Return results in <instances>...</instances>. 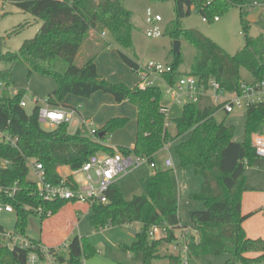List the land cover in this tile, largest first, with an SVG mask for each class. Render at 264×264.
I'll use <instances>...</instances> for the list:
<instances>
[{
  "label": "trees",
  "instance_id": "1",
  "mask_svg": "<svg viewBox=\"0 0 264 264\" xmlns=\"http://www.w3.org/2000/svg\"><path fill=\"white\" fill-rule=\"evenodd\" d=\"M13 3L20 10L42 20L35 35L23 42L16 53L0 52V61L13 64L21 60L28 66V75L39 72L51 76L56 87L47 95L50 105H62L66 95L90 97L97 91L111 94L115 101H128L137 109L136 134L132 152L154 160L155 154L184 134L187 138L172 147L181 167L191 166L203 178L201 190L191 194L204 208L189 212L191 234L188 244V261L204 255L228 256L223 264H254L264 262V239L246 235L243 222L253 212L241 211L245 185V172L257 155L251 141L253 133L264 126V104L246 108L244 137L233 139L235 127L214 117L217 107L207 100L186 103L179 117L169 119L159 111L162 91L157 86L144 89L128 87L122 82H110L101 76L93 56L77 65L74 59L90 29L97 24L105 28L112 39L125 48L132 47L131 12L120 0H1ZM167 1V0H156ZM175 19L164 29L172 40H185L194 46L197 55L189 74L199 78L214 77L228 90H239L241 69L246 68L256 80L264 79V40L249 34L248 12L264 0H172ZM239 7L245 45L235 54L227 53L208 36L195 29H185L180 20L195 8L202 17L212 21L232 7ZM19 28L15 29L16 32ZM12 33V32H11ZM0 37V45H1ZM252 47V49H250ZM170 62L172 72L166 76L173 82L180 74L181 52L173 51ZM124 63L134 71L139 62L120 52ZM57 58L67 62L64 71L54 68ZM8 70H0V78ZM10 84L4 81L0 95V130L17 137L16 145L0 141V187L17 189L11 196L2 193L4 202L16 212L15 231L26 235V227L33 208L51 209L52 215L70 203L66 200L43 201L36 193L35 182L28 180L29 162H39L45 179L56 182L61 178L59 167H80L94 153L114 154L113 147L105 144L106 136L126 125V117H112L100 128L96 137L70 132L66 124L44 129L38 122V106L31 113L20 105L25 90L9 93ZM68 107L66 105H62ZM172 126V127H171ZM172 128V130H171ZM102 133V136L100 134ZM124 153L128 152L123 148ZM171 169L156 170L143 180L144 193L125 199L117 182L108 190L109 202L91 206L90 220L95 230L114 225L139 223L134 241L120 245L130 253L126 264H152L156 258H168L172 264H181L177 254L159 252L162 243L176 240L175 228H181L177 213L178 201L173 194ZM28 206L29 209H26ZM41 219H45L42 217ZM152 226L160 227L163 234L149 238ZM96 252L83 236L74 235L67 246V257L59 254L66 264H84V258ZM248 254H254L249 256ZM25 249L0 246V264H27Z\"/></svg>",
  "mask_w": 264,
  "mask_h": 264
},
{
  "label": "rangeland",
  "instance_id": "2",
  "mask_svg": "<svg viewBox=\"0 0 264 264\" xmlns=\"http://www.w3.org/2000/svg\"><path fill=\"white\" fill-rule=\"evenodd\" d=\"M120 1L131 12L130 21L133 25L131 32L132 47H122L112 39L105 28L100 24H97L95 27V35L103 46L97 48V50H94V48L91 49L86 46V39H84L74 62L77 65H82L91 55L95 58V63H97L99 67L104 66L105 70H125L124 76L132 77V79L135 80L137 74H134V77L130 73L127 68L128 65H126L121 58L120 52L127 54L141 64H145L149 61L162 63L172 62L174 40L164 34V29L175 19L174 3L172 0ZM147 10H150L152 14H159L161 20L155 24L146 21ZM251 10L252 8L250 11ZM202 18V15L193 8L189 15L180 20V24L185 29H195L200 31L231 55L244 47L245 36L240 21L239 7H232L226 12L220 14L218 21H203ZM41 24L42 20L39 18L20 10L13 3L0 0V37L2 38L0 52H18L23 42L32 38ZM154 25H157L162 33L158 36H148L146 34L147 30L152 29ZM259 26V23L251 26L249 31L251 37L259 34ZM17 28H19V30L13 32ZM102 31H104L105 35L99 37V34ZM105 42H108L109 44L107 45ZM180 52L182 62L178 67V71L180 73H188L198 52L192 44L185 40L180 41ZM101 55L109 57V59L107 60L106 58L105 61L101 58ZM66 66L67 62L64 59L57 58L54 68L57 71H64ZM0 70H8L7 77L0 78L1 82H9L10 88L13 90H25L24 99L26 100L25 109L27 113H31L35 106V103L32 101V96L38 98L39 104H42V102L46 100L48 93L56 87L55 80L49 75L39 72L28 75V66L21 60H17L13 64L0 61ZM99 70H101V68ZM241 78L244 81H251L253 76L246 68H242ZM157 84L162 89V98L169 101V98L165 96L163 92L164 86L162 83L158 81ZM175 106L177 109L173 115L180 116L182 114L183 106L179 104H176ZM168 113L171 112L169 111ZM245 115L246 109L243 108L234 110L228 114L220 111L215 113L214 117L219 121L223 120L227 125H233L235 127L233 139L240 141L244 137ZM95 122L96 124L98 123L97 120H95ZM93 124L95 125L94 122ZM134 128V123L127 121L126 125L117 129L112 135H107L105 142L108 139L110 141L112 138V140L115 141L114 144L118 143L121 147L123 145L129 147L130 141L128 140V137L132 136ZM73 129L74 127L71 126V130ZM187 136L188 134L186 133L170 142L168 148H162L156 154L155 158L156 162L159 164V168H162L161 158L164 155H169L172 160L173 164L169 168L172 171L171 178L173 194L178 201L177 213L182 225L189 228V226H191L189 212L196 209H203L204 206L201 201L191 198V194L198 193L201 190L203 182L202 176L196 174L191 166L181 167L177 156L172 150L175 143L187 138ZM31 164L32 161L29 162L30 170L28 180L36 181L37 178ZM250 167L251 174L246 177L245 181V185L248 188L247 191L253 189L264 192V159L259 156ZM59 170L62 174H67L69 172L68 166H62ZM152 170L153 169L144 164L135 170L122 175L119 178L117 185L123 197L125 199H131L134 195L143 194V180L151 174ZM0 203H3L1 197ZM67 206L68 207L64 208L57 215L54 214L45 219H41L36 214H31L26 227L27 237L40 241L43 244H46L47 242L50 244L53 243V246L59 247L66 252V244L74 235H79L86 238L96 250L94 254L84 258V264H112L114 260L123 261L127 256V252L123 251L120 245H129L134 241V236L129 231L131 227L124 224L107 226L95 230L90 220L91 211L89 208L87 209L84 208V206H80L79 204L74 205L72 203ZM15 223V211L9 213L5 211L0 212V225L2 227L8 230H14ZM66 225L72 227L69 232L64 229ZM136 228L137 231L140 229L139 223L136 225ZM259 228L264 233V222L261 223L260 221ZM159 251L162 252V255L164 253H170L169 247L166 243L160 245ZM227 258L228 256L225 255H204L188 264H223ZM168 262V258H156L152 261V264H169ZM237 264L241 263L238 262ZM254 264H264V262Z\"/></svg>",
  "mask_w": 264,
  "mask_h": 264
},
{
  "label": "built area",
  "instance_id": "3",
  "mask_svg": "<svg viewBox=\"0 0 264 264\" xmlns=\"http://www.w3.org/2000/svg\"><path fill=\"white\" fill-rule=\"evenodd\" d=\"M203 21H208L206 17ZM218 16H214L212 21H217ZM161 20L159 14H152L147 10L146 21L153 24ZM162 32L157 25L152 29H148V36H158ZM105 33L102 32V35ZM172 72L170 63H162L149 61L145 64L139 63L138 67L133 71L137 74L139 88L144 89L148 86H158L157 82H161L164 86L163 92L169 98V101H161L159 111L165 116L168 115L170 104H179L184 106L186 103H197L207 100L209 103L217 107V112L226 114L237 109L248 108L253 104H264V79L244 81L242 80L239 90L228 91L224 89L220 83L214 78L208 79L199 78L189 73L180 74L173 82H169L166 78ZM4 83L0 81V95ZM161 89V88H160ZM162 90V89H161ZM16 89L9 88L10 94H15ZM32 101L35 106H38V122L47 130L56 128L61 124H66L68 130L71 126L74 127V132L80 131L82 128L87 129V135L95 138L98 129L92 121L85 119L79 115L76 107H65L62 105H50L47 100L39 104L38 98L32 96ZM22 107L26 106V100L23 98L20 101ZM34 106V107H35ZM214 113V115H215ZM165 125L169 126V119L166 117ZM0 141L9 143L12 146L16 145L17 137L6 134L0 130ZM252 145L258 156L264 159V126L259 133L251 135ZM168 144L164 148H168ZM128 152L115 151L114 154L94 153L76 168H69L67 174H60L61 178L56 182H51L45 179V171L41 163L32 162L31 166L36 175V193L46 202H56L66 200L70 203H77L91 208L94 204H106L109 202L108 190L114 183L118 182L122 175H125L132 170H135L141 165H148L150 168H156V162L144 155H137L132 152V148H127ZM166 166H171V159L165 160ZM17 187H0V197L3 200L2 193L11 196L16 191ZM29 209L28 206H25ZM13 212L11 204L4 202L0 203V212ZM34 214L40 218L49 217L52 215L51 209H44L42 206L33 208ZM180 234L171 244L173 250L180 257L181 264H188V244L191 234L189 228L181 226ZM163 233L160 227L152 226L149 230V238L154 239ZM0 246L9 249H25L27 251V264H66L65 261L59 259V254L63 253L67 257V249L64 252L56 246H47L40 241L34 240L14 230L5 229L0 225ZM68 243L66 244V248Z\"/></svg>",
  "mask_w": 264,
  "mask_h": 264
},
{
  "label": "crops",
  "instance_id": "4",
  "mask_svg": "<svg viewBox=\"0 0 264 264\" xmlns=\"http://www.w3.org/2000/svg\"><path fill=\"white\" fill-rule=\"evenodd\" d=\"M191 9H193V7H191ZM247 18L250 22V28L253 24H256V23L260 24L259 34H257L253 38L260 37L264 40V3L257 4L254 7H252V10L248 12ZM250 28H249V31H250ZM95 32H96L95 28L89 30L88 36L86 38V46L91 48V49L94 48V50L95 49L97 50V48L103 46V44H101V42L98 41V38L96 37ZM102 32H104V31H102ZM102 32L99 34V37L103 36ZM105 44L108 45L109 43L105 42ZM101 58H103L105 61H106V58H107V60L109 59V57H105L102 55H101ZM96 67H97L98 73L101 76L105 77L110 82H114V83L115 82H122L130 88H133V87L137 86V84H138V77L135 78V80H133L132 77L124 76L125 70H120V69L119 70H105L104 66L99 67L97 65V63H96ZM100 68H101V70H99ZM127 68L129 69L130 73L135 77V75H134L133 71L130 69V67L127 66ZM252 80H254V77ZM163 100L165 101V98L164 99L162 98V101ZM62 103H63L62 105H66V106H70V107H76L78 112H79V115L85 119H88V120L94 122L95 127L97 129L102 127L107 122V120H109L112 117H116V116L126 117L128 119V121L130 123H134V126H135L133 133H132V136L128 137V140L130 141L129 147H125L124 145L121 147V145L118 143L114 144L115 141H113L112 138L110 141H109V139L106 140L105 144L113 147L115 151H118V150L122 151L123 148H133L134 141H135V134H136L137 109H136L135 105H133L132 103H130L128 101H122V102L118 103L115 101L114 97L111 94L104 93L102 91H97V92L93 93L90 97H78V96H75L72 94H68L65 96ZM175 105H176L175 103L170 104L169 111L171 113H168V115L166 116L168 119H173V118L179 117L177 115H173V113L177 109V107ZM95 120H97V122H98L97 124H96ZM69 131L73 133L74 129L73 130L70 129ZM80 131L82 132L83 135H87V129L86 128H82ZM110 135H112V133ZM100 154H105V153H100ZM156 154L153 158L155 162H156V158H155ZM168 158L170 159L169 155H164L161 158L162 168H159L158 167L159 164L156 162V168L155 169L156 170L169 169L170 166H166V164H165V160ZM60 168L61 167H59L57 169V171L59 172V174H62L59 170ZM248 170H249V174H251V167ZM153 171H154V169L152 170V172ZM69 204H71V203H68L64 207H62L56 213V215L58 213H60L64 208L68 207L67 205H69ZM72 204L76 205L77 203H72ZM80 206H83V205H80ZM84 208L88 209L89 207L84 206ZM241 211L244 214L253 212V214L250 215L247 219H245L243 224H242L243 228L246 232V235L248 237H251V238H257V237H261V238L263 237L264 238V233L259 228L260 221H261V223L264 222V192H261L259 190H253V189L249 190V191L246 190L242 195ZM136 225H138V223H133V224L128 225L129 227H131L129 231L131 234H133L134 239H135V234L133 233V230L137 232ZM179 225L183 226L181 222ZM185 227H187V226H185ZM190 227L191 226H189V231H190V233H193V231ZM64 229H65V231L69 232L72 229V227L70 225H68V226L66 225V227ZM180 232L181 231H180L179 227L174 229V234H175L176 238L179 236ZM42 241H44V240H42ZM166 244L169 247L170 253H168V254H174L175 255L176 252L173 250V248L171 246L172 243H166ZM44 245L51 247V246H53V243L50 244L47 242ZM159 252L162 254L161 251H159ZM248 255L253 256L254 254H248ZM129 259H130V253L127 252V256L123 259V261L122 260L121 261L114 260L112 262V264H126ZM164 259H166V258H164ZM168 261H169V259H168ZM168 263L172 264L170 262H168ZM104 264H106V263H104Z\"/></svg>",
  "mask_w": 264,
  "mask_h": 264
},
{
  "label": "water",
  "instance_id": "5",
  "mask_svg": "<svg viewBox=\"0 0 264 264\" xmlns=\"http://www.w3.org/2000/svg\"><path fill=\"white\" fill-rule=\"evenodd\" d=\"M250 49H252V47H250ZM173 51L175 53L179 54V52H180V41L179 40H174ZM100 136H102V133L100 134ZM248 175H249V170H246L245 176H248ZM133 233L136 234V231L133 230Z\"/></svg>",
  "mask_w": 264,
  "mask_h": 264
}]
</instances>
